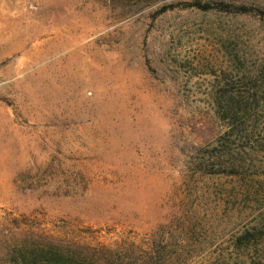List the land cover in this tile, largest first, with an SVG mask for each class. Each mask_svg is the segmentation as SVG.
<instances>
[{
    "label": "rangeland",
    "instance_id": "rangeland-1",
    "mask_svg": "<svg viewBox=\"0 0 264 264\" xmlns=\"http://www.w3.org/2000/svg\"><path fill=\"white\" fill-rule=\"evenodd\" d=\"M59 258L264 264V0H0V264Z\"/></svg>",
    "mask_w": 264,
    "mask_h": 264
},
{
    "label": "trees",
    "instance_id": "trees-1",
    "mask_svg": "<svg viewBox=\"0 0 264 264\" xmlns=\"http://www.w3.org/2000/svg\"><path fill=\"white\" fill-rule=\"evenodd\" d=\"M195 6L199 7L200 9H209V7H210L209 4H204V5H202V4H200V3H195ZM217 7H219L220 9H227V6L224 5L223 3H219ZM238 10H240V11H245L246 8L243 7V6H240V7H238ZM48 260H49V259H47V261H48ZM52 262H53L54 264H63V262L61 261L60 258H59V259H56V260H53ZM52 262H51V263H52ZM48 263H50V262H48Z\"/></svg>",
    "mask_w": 264,
    "mask_h": 264
}]
</instances>
